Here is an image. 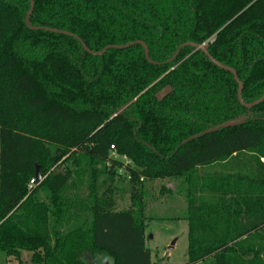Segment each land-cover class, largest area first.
I'll return each instance as SVG.
<instances>
[{
	"label": "trees",
	"instance_id": "1",
	"mask_svg": "<svg viewBox=\"0 0 264 264\" xmlns=\"http://www.w3.org/2000/svg\"><path fill=\"white\" fill-rule=\"evenodd\" d=\"M30 11L0 0V264L22 251L30 264H152L157 219L187 222V264H264V101L246 108L192 45L237 73L243 103L259 100L264 0H33L32 28ZM165 179L186 203L176 217L148 209L145 183Z\"/></svg>",
	"mask_w": 264,
	"mask_h": 264
},
{
	"label": "rangeland",
	"instance_id": "2",
	"mask_svg": "<svg viewBox=\"0 0 264 264\" xmlns=\"http://www.w3.org/2000/svg\"><path fill=\"white\" fill-rule=\"evenodd\" d=\"M118 159L119 156H115ZM122 159V158H121ZM128 163L129 160L125 159ZM131 164V162L129 163ZM219 170H224V164L218 165ZM215 168L207 169L208 172ZM148 188V209L158 217H176L186 210L183 197L172 196L168 193L173 189V181L169 179L156 180L145 183ZM128 179L121 176L115 184V199L118 210H126L131 198L128 193ZM188 227L186 221L167 219L149 220L145 229V244L151 253L152 264H187L188 262ZM31 253L22 251L21 260L4 259L3 264H30ZM106 264H112L106 262ZM203 264H211L208 260Z\"/></svg>",
	"mask_w": 264,
	"mask_h": 264
},
{
	"label": "water",
	"instance_id": "3",
	"mask_svg": "<svg viewBox=\"0 0 264 264\" xmlns=\"http://www.w3.org/2000/svg\"><path fill=\"white\" fill-rule=\"evenodd\" d=\"M32 9H33V0H31V11L29 12V14H28L27 17H26V24H27V26L30 27V28H32V27L30 26V16H31V14H32ZM45 30L52 31V32H57V33H61V34H67V35H70V36H73V37H74V35H72V34L65 33V32H63V31H59V30H56V29H45ZM137 43H139V44H141V45L143 46V48L145 49L146 58H147L148 60H150V57H149V50H148L146 44L143 43V42H140V41L137 42ZM82 44H83V46H84V48H85V50H86L87 52L92 53V54H94V55H102V54H104L109 48H111V47H107V48H105V49H104L102 52H100V53H96V52L94 53V52H91V51L86 47V45H85L84 43H82ZM131 45H134V43H132ZM186 45H187V44H183V45L181 46V48L184 47V46H186ZM192 45H193L197 50H201V51H203L204 53H206V54L210 57V60H211L216 66H218V67H220V68H222V69L228 70V71L234 76V79H235L236 83H237L238 86H239L238 100H239V101H240V102H241L246 108H252V107H255V106L259 105L260 103H262V102L264 101V96H263L262 98H260L259 100L253 102L252 104H245V103H243V101H242V92H243V88H244V86H243V83L238 79L237 73H236L233 69L228 68V67H226V66H223V65L219 64L217 61H215V60L209 55V53H208V51H207V47H206L205 45H197V44H192ZM125 47H129V46H125ZM125 47H121V46H120V47H117V48H119V49H123V48H125ZM175 57H176V55L174 56V58H175ZM171 92H172V87H171V86H167L165 89H163L162 91H160L159 93L156 94V98H157L159 101H162V100H164L168 95H170ZM122 111H123V110H122ZM244 121H245V117L242 116V117H239L238 119H234V120H232V121L225 122V123H223V124H221V125H218V126H216V127H214V128H211V129H209V130H207V131H205V132H203V133H201V134H199V135H197V136H195V137H201V136H204V135L209 134V133H212V132H217V131H219V130H221V129H227V128L235 127V126H237V125H240V124L243 123ZM36 178H37L38 181H41V180H42V176H41V174H40V172H39V166H38V165L36 166Z\"/></svg>",
	"mask_w": 264,
	"mask_h": 264
},
{
	"label": "built area",
	"instance_id": "4",
	"mask_svg": "<svg viewBox=\"0 0 264 264\" xmlns=\"http://www.w3.org/2000/svg\"><path fill=\"white\" fill-rule=\"evenodd\" d=\"M111 150H112L111 157L114 158V159H118L117 157H115L117 154H116V152H115V148H114V146L111 147ZM117 156H118V155H117ZM120 159H121V158H120ZM125 159H126V158L123 157L121 160H125ZM129 163H130V161H129L128 163L125 162V165H130ZM118 172H119V174H120L121 176H125V178H127L128 180L131 179V175H130L126 170H124V169H119ZM141 180H143V178H141ZM35 184H36L35 180H34V179L31 180V182H30V187L34 186Z\"/></svg>",
	"mask_w": 264,
	"mask_h": 264
},
{
	"label": "crops",
	"instance_id": "5",
	"mask_svg": "<svg viewBox=\"0 0 264 264\" xmlns=\"http://www.w3.org/2000/svg\"><path fill=\"white\" fill-rule=\"evenodd\" d=\"M179 221H185V220H179ZM187 227H188V224H187ZM187 236H188V232H187Z\"/></svg>",
	"mask_w": 264,
	"mask_h": 264
}]
</instances>
